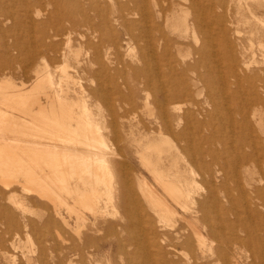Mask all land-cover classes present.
Listing matches in <instances>:
<instances>
[{"label":"bare ground","instance_id":"bare-ground-1","mask_svg":"<svg viewBox=\"0 0 264 264\" xmlns=\"http://www.w3.org/2000/svg\"><path fill=\"white\" fill-rule=\"evenodd\" d=\"M2 1L3 0H0L1 11L2 3L6 2ZM24 1L27 5L29 4V0ZM34 1L37 2V4L39 3L40 6V2L44 0ZM46 1H48V3L53 6V10L50 12L49 17L52 18L55 13L57 18H60L58 20L61 21V19L64 18L63 22L69 23V25L66 24V27L63 26L62 28H56L55 32L52 34L43 33L44 37L36 40L39 43L36 44L35 41L36 45L33 46H28L23 41H17L15 44L13 43V48L8 49L6 52V57H8L6 63L2 64L3 69L13 70L15 67L14 59L18 55V52L21 54V56L24 55L21 58L23 62L20 60L22 62L20 63V68L17 66V69H20L23 76L21 77L23 80L21 81L20 86L18 87L17 84L7 77L0 79V249L4 248V243L6 240L5 235L7 232H47L50 228H53L55 232L61 236L59 232H62V225H64L70 228L78 239V242H75L71 239L72 241L70 244L66 246V257L71 264H75L76 262H80L81 264H102V261L97 256V254L90 251L89 248L91 246H95V249H98L100 245L108 242L110 244L115 243L117 251L119 253L125 254V252L128 250L126 248L127 244L138 246L140 243L139 239H136L138 237H136V235H132L133 232H144L145 234L148 232H151L150 234H152V232H159L161 241H147L146 245L154 247V250L157 251L160 260L162 261L164 258L165 264H252L248 261V258L251 254L249 251L254 252L257 258L263 257L264 186H255L253 184L255 176L247 167L248 162L253 161L256 162L255 164H260L262 159L256 158L255 161L253 157L255 155H251V153L248 155L247 153L249 151H247L246 155H241L240 152V154L238 153L237 157L232 158L229 163H226V160L229 158L225 160L224 158H226V156L222 153L223 156H225L222 157V155L218 153L219 149L216 153L213 150L214 148H202L200 146L201 143L199 144V142L196 144L193 143L192 145L190 144L193 139H189V136L191 135V131L189 132V130L192 128V135H194V132L196 131L194 130L195 128L191 127V124L193 122L197 123V121L193 115L195 114V110L192 111L190 106L186 105L196 104L194 96L199 95L197 93L201 91V88L198 87H200L201 83L204 82V79L207 78H203L204 75H202L201 72L197 70L198 59L192 64L182 62L184 64L179 67V70L176 69L178 66L173 67L174 64H172V66L170 65L169 68L167 64H165L164 58L167 56L166 54L169 56L172 53L168 51V47H164L163 45V56L166 55L164 58H162L163 56L158 58L155 57V61L153 60L154 62L152 64H148V59L147 62L144 58L145 60H142V62L145 61V65H148L145 66V68H142L143 66H141V69H137V66L133 67L131 65L133 67L132 68L128 65L133 69H131L132 73L128 75V73L123 69H115V72L109 73V68L111 70V67L107 65L109 63H106L105 58H102L104 55L101 51V43L104 39L106 40V38H108L107 34L109 33L108 30L112 21H118L121 23V25H124V28L127 27L126 31L130 30L132 23L134 22H131L130 19L127 20V15L129 14H139V18L142 17L143 20H141L145 21V23V19L155 14V16L162 19L163 23L166 25L169 22V28L172 26L171 31L174 34L181 38L184 37V39H189L186 38L190 34H188V30L190 29L189 23L187 22L188 15L183 16L182 14L180 15V13L175 12L176 15L179 14L181 16H177L176 20L174 17L175 15L171 16L168 12L171 9H175V6L176 8H179L180 3L176 2L175 0H152L158 4V7H155L156 10H154V7L152 10L151 8L153 5L150 8V5L148 6L149 1L151 0H127V3L124 0L122 2L120 0H115L111 5L109 4L111 9L109 7L103 13L100 11L103 8L99 7L101 4L99 5L97 3L98 1L95 0V4L98 5L95 6L94 2H92L93 6H90L93 7V9L97 12H100L99 14L102 15L101 20L95 23L92 21L93 18L85 10L83 4L84 1L82 2V0ZM191 1L193 5L196 2V0ZM212 1L214 3L215 0ZM230 1L231 0H221L219 4L226 6V2L229 3ZM235 1H237V8H243V6H245L247 7L248 11L253 10L252 6L248 4L246 0ZM205 3L202 2V4ZM210 3L211 2H209V4ZM230 4L227 5L229 6ZM65 5L70 8L69 10H71V8H77V12L75 13V10H71L72 12L69 11L67 13L65 10V13L63 14L60 10H62ZM185 6L187 5L185 4ZM184 8L183 10H185ZM42 9L45 11L44 8ZM191 9L193 10L192 7ZM36 10L37 9H35V11ZM174 11L176 10H173V12ZM206 11L209 10L207 9ZM227 11L229 10L226 9V12ZM24 12L28 18L31 19V16L28 15L29 9L25 8ZM41 12H35L38 14L37 17L39 14H41ZM111 13H116V15L112 17ZM195 14L193 16V24L198 27L199 30L204 29L203 25L207 21L199 15L195 16ZM3 15L4 14L2 13L1 16ZM12 15L13 14L10 12H5L4 19H11L13 23L20 24L27 17L26 16L25 18L20 19L19 17H13ZM18 15H21V13ZM46 15L48 16V13H46ZM75 15L79 17L77 18ZM219 15L217 17H219ZM254 15H256V13L253 12L252 16L255 17ZM135 17H137V15ZM152 17L153 16L150 17V20L153 19ZM4 19L0 20V22H4ZM174 19L176 20L175 24L173 23ZM223 19L224 18L221 19V17H219L220 25ZM257 19L261 21L262 24L264 23V18ZM47 21L49 22L47 19L36 22V25L43 22L47 23ZM58 23L59 22L57 21V24ZM52 24L54 23L52 22ZM78 24L79 26L85 25L89 32H77L78 29L76 30V27ZM137 24L138 22H136V25ZM193 24L191 25L192 27H194ZM214 24L215 21L213 20V25ZM158 25L162 24H159L158 22ZM225 26L221 32L219 31V33H221V40H224L226 36H230L228 32L229 30ZM14 27L13 30H15ZM27 27H29V25ZM145 27L142 29L144 30ZM218 27L220 26L218 25ZM135 29L137 30L138 28ZM165 29L160 30L162 31V36H160V38L165 39L167 37H165V35L168 34ZM141 30H139L138 33H140ZM193 30L199 31L195 28ZM63 31V35H65V37L62 36L61 39H57L56 37L58 35L60 36ZM97 31L98 33H96ZM2 32L4 33V30ZM129 32L130 31L127 33ZM72 33H76L77 36L87 35V38L92 34L91 37L94 35L97 36L98 39H95L98 41L94 42V37L92 38L93 41L88 40L91 39L88 38L87 44L90 49L83 57H81L80 52L74 49L76 51L75 52L72 49L73 47L70 46L71 44L69 42L72 39ZM145 33L147 34V32ZM227 33L229 35H227ZM140 35H142V33H140ZM214 35L212 34V36ZM45 36H47L49 40H47ZM142 36L141 38H143ZM130 37L132 36L129 34L128 39ZM134 37L136 38L135 35ZM192 37L196 38L195 33H193ZM232 37L233 36L231 35L230 39ZM156 38L158 39L157 36ZM156 38L155 40L157 41ZM203 38H205V36L202 37V39ZM216 38L218 39V36ZM202 39H200L201 42H203ZM105 40L104 42H107L109 39L106 41ZM138 40L139 39L135 41ZM114 43L115 42L113 41V44ZM175 43L177 44L175 49L178 51L176 54H181L182 43L179 41H176ZM164 44L167 46L165 42ZM202 44H205V42ZM260 45L263 47L262 51L264 52V43L261 42ZM139 46L141 47L142 45L140 44ZM147 46H142V48H147ZM156 46L157 45H155V47ZM201 46L200 48H202ZM234 46H236V44H234L233 47ZM200 48L199 50L197 49L196 52L194 51L195 53H198L199 56L203 54V52L201 54ZM225 48L229 47L225 46ZM12 49L17 50L16 56H11ZM228 52L229 50L227 53ZM232 53L235 54V52ZM147 54H150V52ZM233 54V62L231 61L233 77L235 76V78H238L240 76L242 80H248L251 85L248 89L252 88L254 91H256L254 95L250 94L251 98H249L247 101L248 108H250V104L251 107L254 105L257 106L253 110V113H255L259 110L261 104L264 102V76L262 77V82H259L258 84V87L261 88L260 92H258L255 88L256 83L254 82L256 81L255 79L257 76L247 75L246 78L237 69V67H239L244 70H248L250 63L252 62L247 63L244 61L240 63V60L236 61ZM174 55L175 54L173 53L171 56ZM230 55L228 54V56ZM107 56L108 53L106 52L105 57ZM146 56L147 55H145V57ZM183 56L186 58L185 55ZM222 56L224 57V55ZM208 57L207 60L209 59ZM217 57L219 58V55ZM236 57H238V55ZM241 57L243 58V56ZM60 61L61 64H58ZM120 62L121 61H119V63ZM202 64H204V61ZM205 64H207L206 61ZM231 64L229 66H231ZM124 65L126 64L124 63ZM165 65L168 68H166ZM224 67L225 66L223 65V69ZM223 69L222 71H225L227 68L225 70ZM208 70L210 71V69ZM211 72L214 71L211 70ZM223 74L226 73L223 72ZM212 75H214V73ZM83 78H88L91 83L95 80V83L86 86L80 81ZM206 81L208 82L207 79ZM241 81L238 80L237 83L234 80L233 82H235V84L237 83L238 85ZM244 81L242 82L244 83ZM151 84L153 87L150 86ZM241 85L239 87H241ZM208 86L210 87L209 84ZM230 86L232 88V85ZM121 88L127 89V94L126 92L124 93ZM109 89L113 90L112 95L107 92ZM138 89L143 90L145 93V106L152 104L156 108V111H153L151 108L149 112L151 117L149 122L155 123L156 125L154 127L149 126L144 121L143 124L137 129V133L134 132V129L131 126L128 128V133L133 135L132 139L137 145L136 153L140 166L148 173L149 177L143 172H132L130 170L131 168L125 164L127 163V160L123 149L113 147L108 141L109 135H112L117 139V141L122 139L119 130V122L120 119L130 116L132 113L134 114L132 111L133 108H130L128 112L125 105L126 103H130L132 100L137 98L139 95ZM230 90H233V88ZM210 91L212 92V90ZM234 92L232 91V93ZM152 93V99H149V96ZM211 94L209 96H211ZM230 95L231 94H229V96ZM246 95L244 94V96ZM222 97L224 96L222 95ZM244 99L245 98L243 97V100ZM100 102H103L106 106V113L102 112L101 109L96 110V108H99ZM217 102L218 101L216 100V103ZM177 103L185 104L186 107ZM215 107L214 109H216ZM243 107L244 106H242V108ZM211 113L213 115V112ZM106 114L112 118L109 123L106 120ZM249 117L251 122V116ZM244 119L247 120V117ZM253 119H255V116ZM199 120L201 119H198V124H201L199 123ZM182 121L184 122L182 128L175 129L174 125L176 124L179 126ZM258 122L262 124L260 120ZM210 133H212V131ZM166 134L169 136L173 135L176 138L175 141L178 139L184 140L186 142L183 153L182 150H179L177 145H175V142L174 145H172L168 141L169 139L164 137ZM207 134L205 135L206 137ZM256 134L257 133H255V135ZM202 136L200 135V137ZM206 137V140H211L210 137H208V139ZM252 138L249 137V139ZM242 139L240 138V141H243ZM213 140H215V138ZM210 144L208 146H211ZM171 147H173L176 152L173 151ZM253 150L251 149L250 152ZM256 151L253 152L256 154ZM223 152H225V150ZM207 156H210V158H206ZM180 161L183 162L184 169L181 168ZM193 166H195V168ZM199 176L201 181L205 182L206 189L203 193L196 194L197 191L195 189V185L199 183ZM261 181L262 180H260V182ZM198 196H201L202 198H197ZM227 204L230 205L227 206ZM260 207L263 211L260 210ZM34 213L39 215L38 221L35 218L29 216V214ZM110 213L113 215L119 214L120 219L116 221H108L106 222L105 226H101V221H99V219L105 218ZM154 213L157 214V220L154 219ZM72 217L74 218L73 227L69 221V218ZM252 219L258 221L255 222V225L251 224L252 226L249 227L250 225L248 224V226L247 222ZM178 221L180 222L177 223ZM159 223L162 227L161 231L157 226ZM256 225L258 226L256 227ZM88 227L92 228L98 233L102 232V234L91 235L87 232H83V229ZM169 229H172L173 232H169ZM258 230L260 232H257ZM161 232H163V234H161ZM124 233L126 235L131 233V235L127 238L123 237L125 239L124 240L121 238V235ZM143 242L144 241H142V243ZM57 248L58 246L54 247L55 250ZM136 248L137 247H135V250H137L139 247L137 249ZM127 255L129 256L130 254ZM40 260L43 261V258ZM61 260L62 257H59L58 255L57 264H60ZM0 264L7 263L0 262Z\"/></svg>","mask_w":264,"mask_h":264},{"label":"rangeland","instance_id":"rangeland-1","mask_svg":"<svg viewBox=\"0 0 264 264\" xmlns=\"http://www.w3.org/2000/svg\"><path fill=\"white\" fill-rule=\"evenodd\" d=\"M3 1H6V2H3ZM2 2V11H1V9H0V20H2V19H4V17H5V12H10V13H12L13 15V17H19L20 19H23V18H25L27 15L25 14V12H24V10H25V8H28L29 9V16H31V19H29L28 18V16L19 24V23H13V21L11 20V19H4V22L2 21V22H0V79H2V78H4V77H7V78H9L11 81H13L15 84H17V86L19 87L20 86V83H21V81L23 80V78H21V77H23L22 76V74H21V71H20V69H17V66H18V68H20V63H22L23 61H22V57L24 56H21V54L18 52V55L16 56V54H17V50H11V56L13 57V56H16V58L14 59V63H15V67L13 68V70H14V72H13V70H10V69H3L2 68V64H4V63H6V61H7V59H8V57H6V52L8 51V49H11V48H13V45L18 41H20V42H24L26 45H28V46H33V45H36V44H38L39 42H37L36 40H39V38H41V37H44V34L43 33H50V34H52L53 32H55V30H56V28H62L63 26H67V25H69V23H65V22H63L64 20V18H62L61 19V21L60 20H58V19H60V18H57V16H56V14L54 13V16H52V18H50L49 17V14H50V12L53 10V6L51 5V4H49L48 3V1H46V0H44V1H41L40 2V6H39V3L37 4V2H35L34 0H29V4L27 5L26 3H25V1L24 0H3ZM84 1V2H83ZM96 1H98L97 3L100 5L99 7H101V8H103V9H101L100 11L101 12H103L104 13V11H106V9H108L109 7H110V5L115 1V0H113V1H109V0H96ZM103 1V2H105V3H101V2ZM121 2L123 1V0H120ZM125 2L127 1V0H124ZM152 1V0H151ZM149 1V3H148V6H149V8L152 6V10L156 7H158L157 5V3L155 2V1ZM176 2H178V3H180V5H179V8L177 7L176 8V6H175V9H173V10H176V11H174L173 12V10L171 9L170 11H168L169 12V15H175L174 17H175V19H176V17L177 16H179V17H181L180 15L182 14L183 16H187V22L189 23V27H190V29L188 30V36L186 37V38H189V39H184V37H179V36H177L176 34H174L171 30V28H172V26L169 28V22H168V26L165 24V23H163V21H162V19H160L159 17H156L155 16V14H153V15H151V16H153L152 18L153 19H151L150 20V17L149 18H147V19H145L146 20V23H145V21H142L143 19H142V17L141 18H139L140 17V15L139 14H136L137 15V17H135L136 15H134V14H129V15H127V20H131V22H134V23H132V26H131V28H130V30H127L126 31V28H124V25L122 26L121 25V23H119L118 21H115V20H113L112 21V23H111V26H112V24H113V26L111 27V26H109V30H108V34H107V37L108 38H106V40H108L107 42H104V40H103V42L101 43V46H102V49H104V50H102L101 49V51H102V54L104 55V56H102V58L104 57L105 58V60H106V63H109V64H107L109 67H111V70H110V68H109V73H113V72H115V69L117 70V69H119V70H125V72H127L128 73V75L130 74V73H132V68L133 67H135V66H137L136 68L137 69H141L140 67L141 66H143L142 68H145V66H147L148 64H152L154 61H155V57L156 58H158V57H160V56H163V51H164V47H168V51L170 52V53H172V54H170L169 56H168V54H166L165 56H163L162 58H164V61H165V64H167V66L169 67L170 65L172 66V64H174V66L173 67H177L176 69H180L179 67L182 65V64H184V63H195V61H197V59H198V66L200 67H198L197 66V70L199 71V72H201V74L202 75H204L203 76V78H205V77H207V78H205L204 79V82H205V84H204V82H202L201 83V86L200 87H198V88H201V91H199V93H197V94H199V95H197V96H194V98H195V103L196 104H190V105H186V106H190V109L192 110V111H194V113L195 114H193L194 115V117H195V119H196V121H197V123L196 122H193L191 125V127H193V128H195L194 130L196 131V132H194V135H192V128H190V130H189V132L191 131V135L189 136V139L190 140H192L191 142H190V144L192 145L193 143L194 144H196L197 142H199V144H200V146L202 147V148H214L213 150L217 153V151H218V149H219V151H218V153L220 154V155H222V157H225L226 156V158H224L225 160L226 159H228V160H226L227 162L226 163H229L230 161H231V159L232 158H235V157H237L238 156V153L240 154V152H241V155H246V153H247V151H249L247 154L249 155V153H251V155H255V156H253L254 157V160L256 161V158H261L262 159V162L260 163L261 164V167H260V164H255L256 162H253V161H250V162H248L247 164V167L250 169V171H252V174L255 176L254 178V185L255 186H264V157H263V155H264V102L261 104V107L259 108V110L257 111V112H255V113H253L254 111V108L255 107H257L256 105H254L253 107H251V104H250V108H248V105H247V101H248V99L249 98H251V95L250 94H252V95H254V93L256 92V91H254L252 88H250V89H248L251 85H250V83L248 82V80L246 81H244V80H242L241 79V77L238 79L237 77L235 78V76L233 77V70H232V62H233V58H232V52H235V54H233V56H234V58L236 59V61L238 60H240V63H242V62H244V61H246L247 63H249V62H252V63H250V65H249V68H248V70L246 69V70H244V69H242V68H239V67H237V69H238V71L239 72H241L242 73V75H244L246 78H247V75L248 76H251V75H253V76H257V78L255 79L256 81H254L255 83H256V85H255V88H256V90L258 91V92H260V90H261V88L260 87H258V84H259V82L261 83L262 82V77L264 76V52L262 51L263 50V47H261V45H260V43L262 42V43H264V23L262 24V22L261 21H259L257 18H264V1H262V0H246L247 2H248V4H250L251 6H252V8H253V10L250 12V11H248L247 10V7H245V6H243V8H237V6H236V4H237V1H235V0H231L230 2H231V4H230V2L229 3H227L226 2V6L224 5V6H222L221 4H219L220 3V1L221 0H215L214 1V3H213V1L212 0H204V1H202V0H200L201 1V4H200V1L199 0H196V2H197V4H196V2H195V4L193 5V3H192V1L191 0H181V1H179V0H175ZM211 2L210 4H209V2ZM15 2V3H14ZM46 2V3H45ZM82 2H83V4H84V7H85V10L87 11V13L93 18V20L92 21H94L95 23L96 22H99L100 20H101V18H102V15L101 14H99L100 12H97L96 10H94L93 9V7H91V6H93L92 5V2H94V4H95V0L93 1H91V0H82ZM91 4H90V3ZM100 2V3H99ZM124 2V3H125ZM148 2V1H147ZM202 2L203 3H205V4H202ZM208 2V3H207ZM236 2V3H235ZM5 3V4H4ZM10 3V4H9ZM12 3H14V4H16V5H14V4H12ZM44 3V4H43ZM127 3V2H126ZM182 3H183V5H182ZM189 3H190V5H189ZM192 3V4H191ZM12 4V5H11ZM22 4H26V5H22ZM98 4H95V6L96 5H98ZM110 4V5H109ZM143 4V3H142ZM185 4L187 5V6H185ZM209 5V7H208V5ZM212 4V5H211ZM215 4V5H214ZM227 4H230L229 6L227 5ZM20 5V6H19ZM45 7H44V6ZM91 5V6H90ZM106 5V6H105ZM189 5V6H188ZM204 5V6H203ZM6 6V7H5ZM11 6V7H10ZM13 6H16V7H13ZM26 6V7H25ZM38 6H39V8L40 7H42V8H44V10L46 11H43V9L42 8H40V10H39V8H38ZM94 6V7H95ZM195 6V7H194ZM198 6V7H197ZM202 6V7H201ZM213 8H212V7ZM232 6V7H231ZM3 7H5L6 8V10H5V8H3ZM9 7V8H8ZM25 7V8H24ZM32 7V8H31ZM154 7V8H153ZM185 7V8H184ZM187 7V8H186ZM189 7H190V9H191V7L193 8V12L189 9ZM21 8V9H20ZM34 8V9H33ZM47 8H49V9H47ZM66 8V9H65ZM76 8V7H75ZM156 8L154 9V10H156ZM183 8L185 9V10H183ZM197 8V9H196ZM204 8H205V11H204ZM214 8H216V9H214ZM228 9L229 11H227L226 12V9ZM4 9V10H3ZM35 9H37L36 11L38 12H41V14H39V16L37 17V13H35L36 11H35ZM42 9V10H41ZM70 8L67 6V5H65L64 6V8L62 9V10H60L63 14L65 13V12H69V11H73V10H75L74 12L76 13L77 12V8L76 9H72L71 8V10H69ZM110 9H111V7H110ZM181 9V10H180ZM189 10V12H190V15H189V12H188V10ZM197 11H196V10ZM200 9V10H199ZM209 10V11H206V10ZM213 9H214V11H213ZM66 10V11H65ZM68 10V11H67ZM183 10V11H182ZM65 11V12H64ZM71 11V12H72ZM182 11V12H181ZM218 13H217V12ZM23 12H24V14H23ZM32 14H31V13ZM35 14H34V13ZM180 13V15L179 14H177L176 15V13ZM197 12V13H196ZM253 12L254 13H256V15H254L255 17H253L252 16V14H253ZM2 13L4 14L3 16H1L2 15ZM21 13V15H18V14H20ZM46 13H48V16L46 15ZM186 13V14H185ZM196 13V14H195ZM209 13H210V16H209ZM212 13V14H211ZM227 13V14H226ZM78 14V13H77ZM112 15V17H114L115 15H116V13H111ZM185 14V15H184ZM194 14H195V16L196 15H199V16H201L204 20H206L207 22H205L204 23V25H203V28L204 29H200L199 30V28L198 27H196L194 24H193V16H194ZM214 14V15H213ZM219 14H221V15H219ZM228 14H230V15H228ZM6 15H7V13H6ZM101 15V16H100ZM139 15V16H138ZM219 15V17H221V19L222 18H224L223 20H222V22H221V25H220V21H219V17H217ZM74 16V15H73ZM77 18L79 17V16H77V15H75ZM215 18H214V17ZM53 17H54V20H53ZM75 17V18H76ZM134 17V18H133ZM157 18V20H156V18ZM230 17V18H229ZM37 18V19H36ZM154 18H155V20H154ZM209 18V19H208ZM226 18V19H225ZM45 19H47V20H49V22L47 21V23H45V22H43V23H39L38 25H36V22H39V21H42V20H45ZM51 19H52V22L55 24H52V22H51ZM134 19V20H133ZM137 19V20H136ZM138 19H140V20H138ZM142 19V20H141ZM148 19H149V21H148ZM173 20V23L175 24L176 23V20ZM192 19V20H191ZM31 20V21H30ZM211 20V21H210ZM213 20L215 21V24L213 25ZM229 20V21H228ZM248 20V21H247ZM28 21V22H27ZM55 21V22H54ZM57 21L59 22L58 24H57ZM66 21V20H65ZM148 21V22H147ZM191 21V22H190ZM34 22H35V24H34ZM65 23V24H63V23ZM67 22V21H66ZM118 22V23H117ZM136 22H138V24L136 25ZM143 22V23H142ZM158 22H159V24H162V25H158ZM209 22V23H208ZM1 23H3V24H1ZM32 23V24H31ZM191 23V24H190ZM212 23V24H211ZM216 23H219V24H216ZM223 23V24H222ZM48 24V25H47ZM67 24V25H66ZM144 24V25H143ZM147 24V25H146ZM150 24V25H149ZM193 24V26L194 27H192L191 25ZM225 24H226V26H225ZM248 24V25H247ZM16 25V26H15ZM29 25V27H27ZM32 25V26H31ZM115 25H116V27H115ZM170 25H171V23H170ZM213 25V26H212ZM218 25L220 26V27H218ZM229 25V26H228ZM15 26V27H14ZM42 26V27H41ZM141 26V27H140ZM145 26H147V27H145ZM156 26H158V27H156ZM163 26H165V27H163ZM212 26V27H211ZM224 26L229 30L228 32H229V34H230V36H226V37H228V38H226L225 37V39L224 40H221V33H219V31L221 32V30L224 28ZM232 26V27H231ZM13 27H14V29L15 30H13ZM115 27V28H114ZM143 27H145L146 29H148V30H146L145 28H144V30L142 29ZM162 27H163V29H165V31L169 34H167L165 31V33L167 34V35H165V39H163V38H160V36H162V31H160V30H163L162 29ZM206 27V28H205ZM214 27V28H213ZM217 27V28H216ZM222 27V28H221ZM114 30H113V29ZM135 28H138L137 30L135 29ZM142 30H141V29ZM156 28V29H155ZM159 28V29H158ZM195 28V29H198L199 31H197V30H193V29ZM207 28H209V29H207ZM31 29H32V31H31ZM35 29V30H34ZM78 29V30H77ZM151 29V30H150ZM159 31H158V30ZM219 29V30H218ZM232 29V30H231ZM4 30V33L2 32ZM7 30H8V32H7ZM76 30H77V32L78 31H80V32H83V33H85V32H89V30L87 29V27L84 25V26H79V24L77 25V27H76ZM111 30V31H110ZM113 30V31H112ZM133 30V31H132ZM135 30V31H134ZM139 30H141V32L140 33H142V35H140V33H138L139 32ZM190 30H191V32H190ZM204 30V31H203ZM216 32H215V31ZM231 30V31H230ZM49 31V32H48ZM128 31H130L129 33H127ZM151 31V32H150ZM132 32V33H131ZM144 32V33H143ZM145 32H147V34L145 33ZM158 32V33H157ZM201 32H204V33H201ZM209 32V33H208ZM214 32H215V35L216 34H218V35H214ZM218 32V33H217ZM3 33V34H2ZM10 33V34H9ZM12 33V34H11ZM96 33H98V31L96 32ZM193 33H195V35H196V38H193L192 36H193ZM197 33H198V35H197ZM232 33V34H231ZM5 34V35H4ZM14 34V35H13ZM64 34V31L62 32V34L59 36H57L56 38L58 39H61L62 38V36L63 37H65V35H63ZM73 35H71V40H70V46H72L73 48V50L75 49L76 51H79L80 52V54H81V57H83L84 55H85V53L90 49L89 47H88V44H87V39L88 38H91V39H88V40H91V41H93L94 40V42H97L96 41V39H98L97 38V36H93V37H91L92 36V34L91 35H89V37L87 38V35L86 36H77V34L76 33H72ZM129 34H130V36H132V37H130L129 39H128V37H129ZM152 34V35H151ZM207 35V37H206V35ZM212 34L214 35V36H212ZM228 33H227V35H229ZM13 35V36H12ZM112 35V36H111ZM134 35L136 36V38L134 37ZM148 35V36H147ZM158 37V39L156 38V36ZM191 35V36H190ZM205 36V38H207V39H205V38H203L202 39V37H204ZM231 35L233 36L231 39H230V37H231ZM11 36V37H10ZM109 36H111V37H109ZM138 36V37H137ZM141 36L143 37V38H141ZM155 36V37H154ZM198 36V37H197ZM218 36V39L216 38ZM146 37V38H145ZM152 37V38H151ZM153 37H154V39H153ZM169 37V38H168ZM201 37V38H200ZM220 37V38H219ZM45 38L47 39V40H49V38L47 37V36H45ZM92 38H93V40H92ZM96 38V39H95ZM110 38H111V40H113V38H114V44H113V41H111L110 40ZM135 38V39H134ZM155 38L157 39V41L155 40ZM180 38V39H179ZM192 38V39H191ZM198 38H199V40H198ZM215 38V39H214ZM17 39V40H16ZM118 39V40H117ZM137 39H139L138 41H135V40H137ZM153 39V40H152ZM176 39V40H175ZM200 39H202V41L203 42H201V40ZM205 39V40H204ZM228 39V40H227ZM14 40V41H13ZM105 40V41H106ZM118 42H117V41ZM155 40V41H154ZM160 40V41H159ZM165 40V41H164ZM172 42H171V41ZM193 42H192V41ZM217 40V41H216ZM218 40H220V41H218ZM226 40V41H225ZM231 40H233V41H231ZM35 41H36V44H35ZM64 41H65V39H64ZM154 41V42H153ZM176 41H179V42H181L182 44H183V46H182V44H181V47H182V49H181V54L179 53H177L176 54V52H178L177 51V49H175L176 48ZM186 41H188V42H186ZM200 41V42H199ZM210 41V42H209ZM216 41V42H215ZM116 42H117V44H116ZM145 42V43H144ZM160 42V43H159ZM164 42L166 43V45L167 46H165V44H164ZM205 42V44H202V43H204ZM225 42H227V43H225ZM229 42V43H228ZM232 42V43H231ZM14 43V44H13ZM105 43V44H104ZM139 43V44H138ZM150 43V44H149ZM187 43V44H186ZM197 45H196V44ZM199 43H200V46L202 47V48H200V46H199ZM208 43V44H207ZM212 43V44H211ZM219 43H221V44H219ZM103 44V45H102ZM142 45L143 47H146L147 45V48H142V46L140 47L139 45ZM144 44H146V45H144ZM171 44H173V45H171ZM188 44H189V46H188ZM217 44V45H216ZM234 44H236V46H234L233 47V45ZM252 44H253V46H252ZM155 45H157V46H159V47H155ZM163 45H164V47H163ZM193 45V46H192ZM196 45V46H195ZM206 45H209V46H206ZM211 45V46H210ZM212 45H214V46H212ZM222 45H223V47H222ZM229 45V46H228ZM171 46V47H170ZM225 46L226 47H229V48H225ZM252 46V47H251ZM151 47V48H150ZM153 47V48H152ZM206 48V49H204V48ZM212 47V48H211ZM215 47V48H214ZM171 48V49H170ZM173 48V49H172ZM189 48V49H188ZM199 48H200V52H201V54H202V52H203V54L201 55V56H199L198 55V53H195L196 52V50L198 49L199 50ZM109 49H111V50H109ZM140 49H142V50H140ZM144 49V50H143ZM146 49V50H145ZM151 49V50H150ZM189 51H188V50ZM194 49V50H193ZM206 50V51H204V50ZM209 49V50H208ZM229 50V52L227 53V51ZM235 50V51H231V50ZM236 49H238V50H236ZM74 50V51H75ZM155 52H153V51ZM171 50V51H170ZM208 50V51H207ZM223 50V51H222ZM75 51V52H76ZM118 51H119V53H118ZM143 51H144V53H143ZM152 51V52H151ZM195 51V52H194ZM210 51H212V52H210ZM238 51V52H237ZM254 51V52H253ZM108 53V56L107 57H105V53ZM116 52V53H115ZM150 52V54H147V53H149ZM183 52V53H182ZM186 54H185V53ZM207 54H206V53ZM213 52H215V53H213ZM146 53V54H145ZM173 53L175 54L174 56H171V55H173ZM211 53V54H210ZM213 53V54H212ZM220 53H221V56H220ZM262 53H263V55H262ZM130 54H132V55H130ZM155 54H157V55H155ZM160 54V55H159ZM192 56H191V55ZM228 54L230 55V56H228ZM238 55V57H236L237 55ZM254 54V55H253ZM144 55V56H143ZM145 55H147L146 57H145ZM177 55V56H176ZM183 55H185V57L186 58H184V56ZM189 55V56H188ZM206 55H208V56H210V57H208V56H206ZM219 55V58H220V60H219V58L217 57ZM222 55H224V57L222 56ZM121 56V57H120ZM132 56V57H131ZM150 58H149V57ZM180 56V57H179ZM182 56V57H181ZM241 56H243V58L241 57ZM10 57V56H9ZM118 57V58H120V59H116V58ZM143 57V58H142ZM177 57V58H176ZM201 57V58H200ZM207 57L209 58L208 60H207ZM122 58V59H121ZM146 59V61H147V59H148V61H149V63L148 64H146L145 65V61H143L142 62V60H145ZM171 58H173V59H171ZM183 58V59H182ZM203 58H205V59H203ZM218 58V59H217ZM221 58H222V60H221ZM253 58V59H252ZM108 59V60H107ZM150 59V60H149ZM214 61H212V60ZM215 59V60H214ZM235 59H234V62H235ZM244 59H246V60H244ZM22 62H21V61ZM113 60H115V61H113ZM118 61V63H117V61ZM154 60V61H153ZM166 60H167V62H166ZM171 60V61H170ZM218 60V61H217ZM224 60H225V62H224ZM251 60V61H250ZM256 60V61H255ZM20 61V62H19ZM108 61V62H107ZM119 61H121L120 63H119ZM126 64V65H124V63ZM147 61V62H148ZM173 61H175V62H173ZM200 61V62H199ZM203 61H204V64H202L203 63ZM205 61H206V63L207 64H205ZM217 61V62H216ZM232 61V62H231ZM255 61V62H254ZM182 62H184V63H182ZM216 62V63H215ZM258 62V63H257ZM19 63V64H18ZM144 63V64H143ZM168 63H169V65H168ZM213 65H212V64ZM256 63V64H255ZM58 64H61V61L58 63ZM120 66H119V65ZM175 64H177V65H175ZM231 64V66H229ZM115 65V66H114ZM117 65V66H116ZM130 67H132V68H130ZM132 65V66H131ZM202 65V66H201ZM218 67H217V66ZM223 65L225 66L224 67V69H223ZM236 65H237V63H236ZM119 66V67H118ZM166 65H165V67L166 68H168ZM115 67V68H114ZM126 67H128V68H126ZM139 67V68H138ZM203 67V68H202ZM211 67V68H210ZM121 68V69H120ZM125 68V69H124ZM170 68V67H169ZM199 68V69H198ZM204 68H205V70L208 72H206L205 70H204ZM216 68V69H215ZM227 68V69H226ZM132 69V70H131ZM208 69H210V71L208 70ZM222 69L223 70H225V71H222ZM240 69V70H239ZM17 70V71H16ZM203 70V71H202ZM211 70L212 71H214V72H211ZM247 71V72H244V71ZM257 70V71H256ZM258 70H259V72H258ZM10 71V72H9ZM151 71H152V69H151ZM223 72L224 73H226V74H223ZM255 72V73H254ZM210 73V74H209ZM214 73V75H212ZM10 74V75H9ZM206 74V75H205ZM220 74V75H219ZM231 74H232V76H231ZM12 75V76H11ZM21 75V76H20ZM217 77H216V76ZM226 75H228V76H226ZM230 75V76H229ZM210 76H211V78H210ZM220 76V77H219ZM222 76H224V77H222ZM85 77H87V76H85ZM215 77V78H214ZM214 78V79H213ZM226 78V79H225ZM14 79V80H13ZM206 79L208 80V82L206 81ZM212 79V80H211ZM215 79H216V81H215ZM242 80V81H244V83L241 81V82H239V84L237 85V83H238V80ZM222 80V81H221ZM232 80V81H231ZM236 81L237 83L235 84V82H233V81ZM84 85H86V86H89V84H94L95 83V80H94V82H90V80L88 79V78H83L82 80H80ZM210 81H212L213 82V84H212V82H210ZM219 81V82H218ZM221 81V82H220ZM210 82V83H209ZM228 84H227V83ZM230 82H232V83H230ZM220 83H221V85H220ZM230 83V84H229ZM208 84L210 85V87L208 86ZM215 84V85H214ZM242 84V85H241ZM249 84V85H248ZM218 85V86H217ZM227 85V86H226ZM230 85H232V88H233V90H230V89H232L231 88V86ZM236 85H237V87H236ZM241 85V87H239ZM244 85H246V86H244ZM142 86V85H141ZM151 87H153V85L151 84L150 85ZM217 86V87H216ZM223 86V87H222ZM204 87V88H203ZM207 87V88H206ZM221 87V88H220ZM228 87V88H227ZM239 87V88H238ZM215 90H213V89ZM217 88V89H216ZM234 88H236V89H234ZM238 88V89H237ZM242 88V89H241ZM247 88V89H246ZM122 90H123V92L125 93L126 92V94H127V92H128V90L127 89H123V88H121ZM246 89V90H245ZM111 90V91H110ZM210 90H212V92L210 91ZM222 90V91H221ZM239 90V91H238ZM240 90H242V91H240ZM204 91V92H203ZM207 92V94H206V92ZM232 91L234 92V93H232ZM253 91V92H252ZM108 93H110L111 95H112V93H113V90L112 89H109L108 91H107ZM210 92V93H209ZM239 92V93H238ZM245 92V93H244ZM247 92H249V93H247ZM257 92V93H258ZM138 93H139V95L137 96V98H135L134 100H132L130 103H126V105H125V107H126V109L128 110V112H129V110H130V108H133L132 109V111L134 112V114L132 113V114H130V116H128V117H126V118H124V119H120V122H119V130H120V133H121V137H122V139L121 140H119V141H117V139L116 138H114L112 135H109V139H108V141H109V143L113 146V147H117V148H122L123 149V151H124V153H125V157H126V160H127V163H125L129 168H131L130 170L132 171V172H143V173H145L147 176H148V173L146 172V171H144V169L140 166V163H139V159H138V157H137V153H136V148H137V145H136V142L132 139L133 138V135H131V134H129L128 133V128L131 126L133 129H134V132L135 133H137V129L143 124V122L145 121L149 126H151V127H154L156 124L155 123H153V122H149V120H151V117H150V115H149V112H150V109L152 108L153 109V111H156V108L152 105V104H148L147 106H145V103H144V101H145V93L143 92V90H141V89H138ZM213 95H212V94ZM216 95H215V94ZM220 93H222V94H220ZM231 94L230 96H229V94ZM242 93H244L246 96H244V94H242ZM203 94V95H202ZM211 94V96H209ZM217 94H218V96H217ZM150 95V94H149ZM152 95H153V93L149 96V99H152ZM222 95L224 96V97H222ZM228 95V96H227ZM247 96H249V97H247ZM218 97H219V99H218ZM226 97V98H225ZM243 97L246 99H244L243 100ZM216 98V99H215ZM223 98H225V99H223ZM213 101H212V100ZM232 99V100H231ZM216 100L218 101L217 103L219 104V103H221V104H219V106H218V104L216 103ZM211 101H212V103H211ZM243 101H244V103H243ZM214 102V103H213ZM133 103V104H132ZM183 103V102H182ZM177 104H180V105H182V106H184V107H186L185 106V104H181V103H177ZM215 104V105H214ZM222 105V106H221ZM246 105V106H245ZM215 106H217V107H215ZM240 106H241V109H240ZM242 106H244L243 108H242ZM214 107L216 108V109H214ZM219 108V109H218ZM98 109H101L102 110V112H104V113H106L107 111H106V106L104 105V103L103 102H100V105H99V108H96V110H98ZM213 109H214V111H213ZM221 109V110H220ZM223 109V110H222ZM249 109V110H248ZM240 110V111H239ZM208 113V115H207V113ZM211 112H213V115H212V113ZM219 112V113H218ZM222 112V113H221ZM242 112V113H241ZM244 112V113H243ZM263 112V113H262ZM240 113V114H239ZM252 113V114H251ZM203 114V115H202ZM217 115V117L218 116H220V117H216V115ZM220 114H222V115H220ZM242 114V115H241ZM250 114V115H249ZM204 116V117H203ZM212 116V117H211ZM249 116H251V122H250V117ZM254 116H255V119H253L254 118ZM210 117V118H209ZM215 117V118H214ZM247 117V120H245L244 118H246ZM204 118H205V120H204ZM211 118H214V119H211ZM241 118V119H240ZM260 118V119H259ZM198 119H201V120H203V121H201V120H199V123H201V124H198ZM208 119V120H207ZM210 119V120H209ZM106 120L108 121V123H109V121H111L112 120V118L109 116V115H107L106 114ZM228 120V121H227ZM230 120V121H229ZM235 120V121H234ZM249 120V121H248ZM260 120L261 122H262V124L261 123H259L258 121ZM205 121V122H204ZM213 121V122H212ZM210 123V125H209V123ZM247 122H248V124H247ZM253 122V123H252ZM255 122V123H254ZM196 123V124H195ZM204 123H208V124H204ZM231 123V124H230ZM235 123V124H234ZM251 123H252V125H251ZM259 123V124H258ZM183 124H184V122L182 121L181 122V124L179 125V126H177L176 124L174 125V128L175 129H180V128H182V126H183ZM207 125V126H204V125ZM255 124H256V126H255ZM197 125V126H196ZM215 125V126H214ZM221 125V126H220ZM233 125V126H232ZM258 125V126H257ZM260 125H261V127H260ZM200 126V127H199ZM211 126V127H210ZM217 126V127H216ZM250 126H252V127H250ZM199 127V128H198ZM213 128V129H212ZM221 128V129H220ZM236 130H235V129ZM241 130H240V129ZM251 130H250V129ZM256 128H257V130H256ZM234 129V130H233ZM252 129H254V130H252ZM214 130V131H213ZM217 132H216V131ZM220 130H221V132H224V133H221L220 132ZM201 131H203V132H201ZM212 131V133H210ZM226 131V132H225ZM233 131V132H232ZM243 131V132H242ZM252 131H256V132H252ZM219 132V133H218ZM235 132V133H234ZM244 132H245V134H244ZM202 136V137H200V135ZM204 133H208L207 134V137L205 136L206 134H204ZM251 133H252V135H251ZM255 133H257L256 135H255ZM211 134V135H210ZM213 134V135H212ZM219 134V135H218ZM225 134V135H224ZM226 134H228V135H226ZM236 134V135H235ZM198 135V136H197ZM216 135V136H215ZM234 135H235V137H234ZM260 135V136H259ZM227 136V137H226ZM241 136V137H240ZM243 136H244V138H243ZM258 136H259V138H258ZM164 137L165 138H167V139H169L168 141L172 144V145H174V142H175V145H177V147H178V149L179 150H182V153L184 152L183 150H184V147H185V144H186V142L184 141V140H178L177 139V141H175L176 140V138L173 136V135H164ZM174 137V138H173ZM192 137V138H191ZM199 137V138H198ZM205 137L208 139V137H210L211 138V140H213L214 138H215V140H213V141H209V140H206L205 139ZM220 137H222V138H220ZM249 137L250 138H252V139H249ZM195 138V139H194ZM204 138V139H203ZM217 138V139H216ZM223 138H224V140H223ZM229 138V139H228ZM240 138L244 141H240ZM201 139V140H200ZM221 139V140H220ZM238 139V140H237ZM255 139H257V140H255ZM197 140V141H196ZM200 140V141H199ZM235 140V141H234ZM249 140V141H248ZM195 141V142H194ZM223 141V142H222ZM233 141V142H232ZM245 141H246V144H245ZM257 141V142H256ZM261 143H260V142ZM263 141V142H262ZM224 144H222V143ZM238 142V143H237ZM250 142V143H249ZM180 145H179V144ZM211 145V146H208L209 144ZM240 143V144H239ZM241 143H243V144H241ZM248 143V144H247ZM255 145H254V144ZM261 144V145H259V144ZM263 143V144H262ZM254 145V147H253V145ZM256 144H258V145H256ZM223 145V146H222ZM232 147H231V146ZM244 145V146H243ZM250 145V146H249ZM213 146V147H212ZM226 146V147H225ZM243 146V147H242ZM181 147V148H180ZM231 147V148H230ZM238 147H239V149H238ZM246 147V148H245ZM172 148V150L173 151H175L174 150V148L173 147H171ZM235 148V149H234ZM245 148V149H244ZM257 148V149H256ZM260 148V149H259ZM243 149V150H242ZM251 149L253 150V151H256V154L252 151V152H250L251 151ZM256 149V150H255ZM225 150V152H223ZM259 150H260V152H259ZM176 152V151H175ZM230 152H232V153H230ZM244 152V153H243ZM257 152H258V154H257ZM225 155V156H223V154ZM227 153V154H226ZM234 153V154H233ZM231 154V155H230ZM237 154V155H236ZM231 156V157H230ZM259 156V157H258ZM262 156V157H261ZM206 158H210V156H207ZM262 164H263V166H262ZM183 162L182 161H180V166H181V168L182 169H184L183 168ZM257 165V166H256ZM194 168H195V166H193ZM260 167V168H259ZM262 168V169H261ZM262 171H261V170ZM260 170V171H259ZM135 172V173H136ZM149 177V176H148ZM200 179V176L198 177V182L200 183H198V184H196L195 185V189H196V191H197V193L196 194H198V193H203L204 191H205V189H206V184H205V182H203V181H201V179ZM260 180H262L261 182H260ZM202 182V183H201ZM202 186V187H201ZM202 188H204V189H202ZM202 189V190H201ZM200 190V191H199ZM197 198H202L201 196H198ZM230 204H227V206H229ZM260 210L261 211H263L262 210V208L260 207ZM152 212V211H151ZM153 213V212H152ZM155 215H153L154 216V219L155 220H157L158 219V217H157V214L156 213H154ZM29 216H31V217H33V218H35L37 221L39 220L38 218H39V215L38 214H36V213H34V214H29ZM156 217H157V219H156ZM120 219V216H119V214L118 215H113V214H108L105 218H101V219H99V221H101L100 223H101V226H105V224H106V222H108V221H116V220H119ZM69 221H70V223L72 224L71 226L73 227V225H74V218L72 217V218H69ZM89 221V220H88ZM254 222V223H252V222ZM258 220H255V219H252V220H249V222H247V225L249 226V227H251L252 225L251 224H253V225H255V222H257ZM180 221H178L177 223H179ZM257 224V223H256ZM63 227H62V232H59L60 234H61V236H59L58 235V233L57 232H55V230L53 229V228H50L47 232H7L6 233V235H5V243H4V248L3 249H0V262H4V263H7V264H57L58 262H57V257H58V255H59V257H62V260H61V262H60V264H71L69 261H68V259H67V255H66V253H67V250H66V246H68L69 244H70V242L72 241V240H74L75 242L77 241L78 242V239H77V237L75 236V234H74V232L70 229V228H68L67 226H64V225H62ZM158 227H159V229H160V231L162 230V227H161V225H160V223L157 225ZM258 225H256V227H257ZM92 227V226H91ZM145 227H146V225H145ZM167 227H168V225H167ZM173 232V230L172 229H169V232ZM83 232H87V233H89V234H91V235H97V234H102V232L101 233H98L97 231H95V230H93L92 228H84L83 229ZM103 232H104V230H103ZM257 232H260L259 230L257 231ZM151 232H148L147 234H145L144 232H133L132 233V235H136V237H138V238H136V239H139V241H140V243H139V245L137 246V245H134V246H132V245H126V248L128 249H126L127 251V253L125 252V254H122V253H119L118 251H117V249H116V246H115V243L114 244H110L109 242L108 243H105V244H103V245H100L99 246V248L98 249H95V246H91L89 249H90V251H92V252H94V253H96L97 254V256L101 259V261H102V264H165L164 263V258L162 259V261L160 260V258H159V255L157 254V251L156 250H154L155 248L154 247H152V246H148V245H146V243H147V241H152V240H158V241H161V237H160V233L158 232H155L156 233V235H155V233L154 232H152V234H150ZM139 234V235H138ZM159 234V235H158ZM161 234H163V232H161ZM130 235H131V233H128V235H126L125 233L124 234H122L121 235V238H123V237H125V238H127L128 236L130 237ZM156 236V237H155ZM62 237V238H61ZM158 237V238H157ZM160 238V239H159ZM22 239V240H21ZM72 239V240H71ZM124 239V238H123ZM125 240V239H124ZM113 241H116V240H113ZM142 241H144L143 243H142ZM142 244V245H141ZM163 244H164V242H163ZM55 246H58V248L55 250L54 249V247ZM141 246V247H140ZM134 247V248H133ZM135 247H139L137 250H135ZM144 249H143V248ZM141 248V249H140ZM116 249V250H115ZM130 249V250H129ZM132 250H133V252H132ZM155 252H154V251ZM118 252V253H117ZM135 252V253H134ZM108 253H109V255H108ZM249 253H251L250 254V257L248 258V261L249 262H251L252 264H264V256L263 257H261V258H257V256H256V254L254 253V252H252V251H249ZM127 254H130L129 256L127 255ZM157 254V255H156ZM125 255V256H124ZM126 255H127V258H126ZM107 256H109V257H107ZM130 257V258H129ZM41 258H43V261H41L40 259ZM110 258V259H109ZM176 258H177V256H176ZM175 258V259H176ZM129 259V260H128ZM129 262H128V261ZM133 260V261H132ZM135 260V261H134ZM177 260V259H176ZM127 261V262H126ZM136 261H137V263H136ZM132 262V263H131ZM75 264H81L80 262H76ZM88 264V263H87ZM95 264V263H94Z\"/></svg>","mask_w":264,"mask_h":264}]
</instances>
